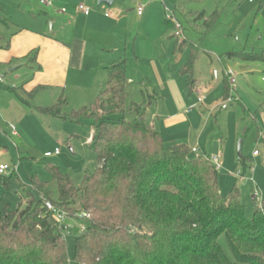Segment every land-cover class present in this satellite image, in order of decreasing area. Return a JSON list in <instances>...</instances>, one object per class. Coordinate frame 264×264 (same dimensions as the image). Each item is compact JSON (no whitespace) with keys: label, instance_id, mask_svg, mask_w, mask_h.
Returning a JSON list of instances; mask_svg holds the SVG:
<instances>
[{"label":"rangeland","instance_id":"374dc122","mask_svg":"<svg viewBox=\"0 0 264 264\" xmlns=\"http://www.w3.org/2000/svg\"><path fill=\"white\" fill-rule=\"evenodd\" d=\"M53 5L46 8L37 0H0V17L4 19L0 20L3 85L19 89L32 79L43 77L38 63L30 58L35 53L39 55L52 31L58 32L54 12L68 3L56 0ZM258 5L247 0H114L107 6L89 0L86 6L91 10V21L87 25L80 22L77 28L64 26L67 34L85 33L91 55L78 76L79 82H72L63 90V111L69 114L89 106L102 89L104 67L124 57L126 106L145 102V121L159 131L165 144L185 143L197 150L192 155L216 157L221 194L238 189L246 217L251 218L264 198V9ZM138 7L143 15H138ZM190 11L203 12L202 20L217 11L213 29L208 33L202 26L200 30L192 28L187 14ZM105 13L109 16L104 17ZM82 16L81 21L85 19ZM49 18L56 20L54 29ZM104 34L115 36L116 45L102 46L100 37ZM176 38L198 45L193 77L199 85L191 91L182 73L189 49L185 47L176 55ZM227 53L236 55L228 57ZM14 66L18 67L9 71ZM228 70L235 75L233 101L221 109L230 93L229 87L225 97L223 72ZM61 88L38 94L35 100L29 99L31 107H26L0 87V164L11 168V173L0 176V198L11 208H16L26 196L25 185L32 174L47 181L56 198L55 183L43 169L45 163L69 173L76 186L98 166L90 147L92 121L76 125L41 115L36 109L54 105ZM124 118L133 120L135 113L126 109ZM8 126L14 127L17 136H10ZM239 143L244 164L237 153ZM54 149L59 150L58 155L44 156ZM88 218L81 214L67 220L63 238L69 264H76L72 259L74 240L88 225Z\"/></svg>","mask_w":264,"mask_h":264},{"label":"trees","instance_id":"16d2710c","mask_svg":"<svg viewBox=\"0 0 264 264\" xmlns=\"http://www.w3.org/2000/svg\"><path fill=\"white\" fill-rule=\"evenodd\" d=\"M216 12L204 20L203 12H188L191 27L209 33ZM185 47L189 56L182 73L191 91L198 45L175 39L176 55ZM126 71L121 56L107 65L102 89L89 106L66 114L60 96L54 105L36 108L76 125L92 121L90 147L100 166L76 186L69 173L45 163L56 198L36 174L29 175L26 196L16 208L0 198V264H69L65 240L46 202L64 212L66 220L89 215L74 240L76 264H264V198L247 218L238 189L221 194L218 169L209 159L192 155L185 143L165 144L144 120L145 102L126 106ZM224 80L226 97L229 83ZM0 87L15 93L13 87ZM126 109L135 113L133 120H125ZM239 160L244 164V157Z\"/></svg>","mask_w":264,"mask_h":264},{"label":"crops","instance_id":"0c3cea01","mask_svg":"<svg viewBox=\"0 0 264 264\" xmlns=\"http://www.w3.org/2000/svg\"><path fill=\"white\" fill-rule=\"evenodd\" d=\"M39 3V0H37ZM56 0H53V3ZM63 2H67L68 5L65 7L66 12L60 13L58 10L55 11L54 15L57 16V22H58V32L56 34L51 32L53 35L51 37L46 38L45 47L40 51L39 55L35 53V58L30 61L34 62V64L38 63L39 73L43 74V77H37L36 79H32L26 84H23L19 89L16 87L14 91L15 93L9 91L6 89V91H9L13 94V96L16 98L17 101H19L21 104L25 105L26 107L30 106V100H35L38 94L47 91L49 89L59 88L62 87L60 90V96H63V90L67 89L72 82L78 83L79 82V75L85 70L87 58H89L88 54V48H87V41L85 38V33L82 35H79L77 33H70L67 34L64 32V26L65 28L74 27L77 28L82 22L83 25H87L91 19L93 18L91 15V10L89 14L85 15L82 12L77 10V5L81 3L83 0H61ZM248 1V0H247ZM89 2V0L85 1V4ZM114 3V0L112 1V4ZM257 3L259 4L257 7L264 9V0L260 2H253L250 4ZM40 4V3H39ZM98 4V3H97ZM42 5V4H40ZM100 5V4H98ZM45 6V5H42ZM52 6H45L46 8H51ZM93 7V6H92ZM64 8V7H62ZM264 11V10H263ZM70 12L71 14L68 15V17H64L66 13ZM95 13V12H94ZM45 16H48L47 12L42 13ZM83 15V16H82ZM143 15V14H141ZM79 16V17H78ZM80 16L84 17L85 19L81 21ZM104 17H106L104 15ZM108 17V16H107ZM52 22V26L54 29V25L56 24V20L54 21L53 18H49ZM115 37V36H114ZM112 36H109L107 34H104L103 37H100V43L101 45L104 44L106 48H109L110 46L116 45V40ZM102 45V46H104ZM38 55V56H37ZM28 57V56H27ZM38 59V60H37ZM18 66H14L9 69V71H12L13 69L17 68ZM105 68V67H104ZM44 72V73H43ZM224 79H225V72H223ZM103 85V84H102ZM101 85V88H102ZM199 85L198 82H196V85L194 88H196ZM42 87L41 89H38L35 93H33L32 96H30V93L35 88ZM127 87H128V81H127ZM3 88V87H1ZM193 88V89H194ZM5 89V88H4ZM128 94V93H127ZM22 98L24 101L28 102L27 104H24L21 102L17 96ZM96 96V95H95ZM58 97V99H59ZM41 107V106H36ZM146 115V113H145ZM145 120V116H144ZM146 122V121H145ZM151 125V124H150ZM152 126V125H151ZM9 130L8 133L10 136H17L16 132L15 135H12L11 129L8 126ZM175 144V143H173ZM189 147V146H188ZM190 150L193 147H189ZM55 150V149H54ZM53 150V151H54ZM197 152V150H196ZM195 153V152H194ZM59 154V153H58ZM56 154V155H58ZM191 154H193L191 152ZM54 155V156H56ZM195 156V155H194ZM11 171V170H10ZM11 173V172H10ZM9 174V172L7 173ZM6 174V175H7ZM4 175V176H6ZM10 176V175H9ZM24 198H22V201Z\"/></svg>","mask_w":264,"mask_h":264},{"label":"built area","instance_id":"2783aa9c","mask_svg":"<svg viewBox=\"0 0 264 264\" xmlns=\"http://www.w3.org/2000/svg\"><path fill=\"white\" fill-rule=\"evenodd\" d=\"M86 0H83L80 4H78L77 6V10L82 12L83 14L87 15L90 12V8L88 6H86L85 4ZM263 0H248L249 3H253V2H261ZM39 3L45 6H52L53 5V0H39ZM60 13H65L66 9L65 8H61L58 10ZM142 9L140 7L137 8V13L138 15H141ZM106 17L109 16L108 13L104 14ZM170 19V17H168ZM175 25L177 26V28L181 29V26L178 23H175ZM225 76L227 77L228 83H229V87H230V93L229 95L226 97V99L224 100V102L221 104V109H226L227 108V103H231L233 101V97L231 96V92L234 90L233 86L235 84V75L231 70H228L225 73ZM0 83H3L2 78H0ZM11 129V133L12 135H15V129L13 126H10ZM264 136V134H263ZM191 152L194 153L196 152L195 148H191ZM59 153L58 149H55L52 153L51 152H45L44 156L45 157H49L52 155H56ZM254 154H257L256 152H254ZM209 159L218 169V164L219 161L216 157H211V158H207ZM11 168L9 165L7 164H0V176H4L6 175L8 172H10ZM46 209L52 212V218L58 228V230H60L61 234L64 236V232L68 229V223L66 220V215L64 212H61L59 210H56L54 207H52V205L49 202L45 203ZM82 216L84 217H89V215L87 213L82 214Z\"/></svg>","mask_w":264,"mask_h":264},{"label":"water","instance_id":"95a60500","mask_svg":"<svg viewBox=\"0 0 264 264\" xmlns=\"http://www.w3.org/2000/svg\"><path fill=\"white\" fill-rule=\"evenodd\" d=\"M97 3L98 4H105L107 6H110L112 4V0H97ZM237 153H238V156L241 157V154H240V143L237 146ZM99 166L100 165H98L97 167H99Z\"/></svg>","mask_w":264,"mask_h":264}]
</instances>
